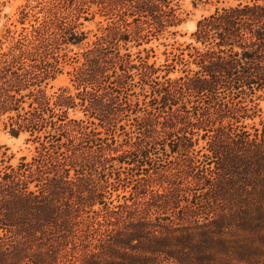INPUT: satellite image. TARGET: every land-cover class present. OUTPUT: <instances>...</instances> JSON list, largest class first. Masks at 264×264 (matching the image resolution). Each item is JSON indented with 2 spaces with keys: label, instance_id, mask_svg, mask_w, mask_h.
Returning <instances> with one entry per match:
<instances>
[{
  "label": "trees",
  "instance_id": "trees-1",
  "mask_svg": "<svg viewBox=\"0 0 264 264\" xmlns=\"http://www.w3.org/2000/svg\"><path fill=\"white\" fill-rule=\"evenodd\" d=\"M36 1L42 20L0 49L4 128L42 137L0 174V264H264V0H217L186 46L196 69L173 78L119 42L177 26L178 0H99L112 21L82 52L76 97L43 85L85 38L91 0ZM75 98L123 141L68 118ZM70 168L79 190L62 211Z\"/></svg>",
  "mask_w": 264,
  "mask_h": 264
},
{
  "label": "rangeland",
  "instance_id": "rangeland-1",
  "mask_svg": "<svg viewBox=\"0 0 264 264\" xmlns=\"http://www.w3.org/2000/svg\"><path fill=\"white\" fill-rule=\"evenodd\" d=\"M228 2H234V0H228ZM179 13L182 21L175 27L166 29L161 34L149 35L148 39H142L139 41L131 38L126 43L120 41V50L124 52V48H127L132 57L139 55L140 57H148L149 62H154L155 66L161 64H172L173 68L168 73L169 77H177L182 75L183 69H196V66L191 62L189 57L190 49L186 46L189 43L198 45L193 42L191 33L195 30V25L198 19L203 15H207L212 12L216 6H220L222 3L217 0H178ZM24 8V9H23ZM36 0H0V49H6L9 41L14 38L20 37L22 34H29L33 26H36L38 22L42 20V12ZM86 11L82 14L87 17L83 19L80 17L78 22V30L85 32V38L81 43L77 45L62 46L57 52L59 72L55 74L52 79H48L43 85L45 91L48 94L59 92L65 89L72 96L76 97L81 88L77 89V85L71 79H74V73L77 67L83 61V50L96 39L103 34L107 25L111 24V15L109 11L103 8V4L99 0L88 1L85 5ZM26 11L24 21L21 20V10ZM133 25V24H131ZM131 28V26H130ZM133 33L131 34V36ZM137 42L140 44L137 45ZM180 58L187 64L180 62ZM190 61V63H189ZM165 70L159 72L162 75ZM138 91V88H133ZM145 89H149L146 86ZM142 96H139L141 100ZM133 99V97H132ZM76 105L67 110V116L70 119H83L84 121H94L90 128H95L100 131L102 136L107 132L108 135H113L117 143H120L125 138V134L122 129L118 127L114 131L107 130L106 126H101L98 120L94 117H89V113L84 111V107L79 104V98H75ZM259 107L261 109V115H264V100L259 101ZM259 117H254V121H257ZM6 121L5 116H0V174L3 171L5 165H12L16 167L19 162L24 158L26 162H33V158H37L40 151L39 142L35 138L31 137L27 132H21L17 136L11 135L7 129L4 128ZM246 122H250L247 120ZM122 124H126L125 130H130L128 121L123 119L120 121ZM203 145L202 140H199L196 150ZM63 149V148H62ZM202 150L200 151V153ZM35 171V165L31 166ZM69 179L73 182L65 183L62 187V192L59 198V205L61 204V210L67 209L65 206L66 201L76 198L77 190L79 187V181L75 177V171L70 168ZM113 181L112 178H108ZM34 182L30 184L33 188ZM131 186L125 188V192L121 188L117 191H112L113 203L117 204V200L122 202L121 195L128 194ZM120 193V197L116 198V194ZM101 206L95 204L94 209H99ZM3 231L0 229V234ZM34 249V248H32Z\"/></svg>",
  "mask_w": 264,
  "mask_h": 264
}]
</instances>
